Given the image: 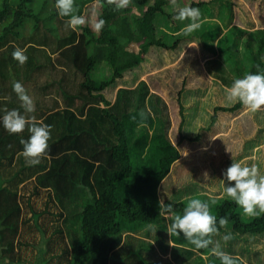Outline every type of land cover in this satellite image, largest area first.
I'll return each mask as SVG.
<instances>
[{"label":"trees","instance_id":"obj_1","mask_svg":"<svg viewBox=\"0 0 264 264\" xmlns=\"http://www.w3.org/2000/svg\"><path fill=\"white\" fill-rule=\"evenodd\" d=\"M52 1L0 4V109L23 113L12 88L19 81L35 104L28 115L51 127L47 155L28 166L20 141L30 133L10 134L0 122V264H173L199 253L209 254L208 264H221L211 246L197 250L182 233L171 236L170 221L159 215L158 188H177L180 152L170 105L183 116L185 91L206 90L211 76L232 86L247 73L264 74V25L254 29L251 18L252 39L240 52L244 30L233 24L231 0H219L208 19L205 7L213 2L177 0L178 7L201 10V27L189 36L180 33L190 21L174 19L170 0H131L122 10L106 0H75L79 15L99 3L97 18L106 21L99 33L87 24L67 27L69 18L50 8ZM133 42L139 52L128 49ZM17 47L26 50L23 66L12 58ZM241 106H217L211 124L219 111ZM141 111L150 114L146 121ZM31 184L23 209L19 190ZM41 195L43 206L36 208L33 196ZM164 200L181 215L188 203ZM210 210L217 225L228 219L213 237L221 249L243 264H264V214L246 216L231 198ZM29 221V232L41 233L33 258L22 253L29 243L20 227ZM149 223L156 234L145 230ZM228 232L233 239L225 243Z\"/></svg>","mask_w":264,"mask_h":264},{"label":"rangeland","instance_id":"obj_2","mask_svg":"<svg viewBox=\"0 0 264 264\" xmlns=\"http://www.w3.org/2000/svg\"><path fill=\"white\" fill-rule=\"evenodd\" d=\"M204 1L215 3H212L211 7H205L208 19L209 15L214 12L212 10L216 4L221 2L219 0ZM227 1L223 0L222 3ZM231 1L234 4L233 23L238 24L244 30L241 33V44L238 48L240 52H243L246 48L245 44L247 45L248 41L252 39L251 32L254 31L250 28L251 18L254 19L255 27L262 28L264 25V0ZM54 6L55 3L52 1L50 8ZM98 9L99 3L92 2L84 7L82 15L88 19L95 11L97 16ZM30 28L29 23L24 30L26 36L30 34ZM128 49L134 52L140 51L139 45L135 42L130 43ZM230 88L231 86L219 78L211 76L206 90L197 88L190 92L185 91L183 101L186 109L183 116L177 111L178 109H173V105L177 106L176 104L170 105L172 133L174 132L172 142L180 152V158L175 163L178 164V170L174 180H176L177 188L181 189L176 195L185 196H182L183 201L189 202L193 198H198L208 202L213 209L215 204L212 203V200L219 203L229 198L226 196L225 188L230 185L225 179L224 173L233 162L232 154L242 166L256 165L260 174L264 175V106L257 112H252L243 104L233 112L219 111L216 124H211L217 106L231 107L239 102L228 98L227 90ZM205 172L208 173L207 177H204ZM231 185L234 186V182H231ZM182 188H190L191 191ZM193 188L197 190L192 191ZM36 198H33L34 204L36 208H41L42 200ZM26 241L29 243V247L28 249L24 247L22 253L26 257L33 258L37 250L35 246L37 247L41 242V233L37 230L32 236L29 235ZM199 257L205 259L204 263L208 264L209 254L199 253ZM197 258L198 256L194 259Z\"/></svg>","mask_w":264,"mask_h":264},{"label":"clouds","instance_id":"obj_3","mask_svg":"<svg viewBox=\"0 0 264 264\" xmlns=\"http://www.w3.org/2000/svg\"><path fill=\"white\" fill-rule=\"evenodd\" d=\"M107 4L114 6L116 10L126 9L130 6L131 0H106ZM170 4L177 8V14L174 19L180 22L190 21L181 29V35L189 36L201 27V10L197 7L184 6L178 7L177 0H170ZM55 8L60 17H68L66 26L76 31L80 27L89 25L93 31L99 33L106 21L98 19L95 11L91 18L86 19L85 16L79 15L78 7L75 0H55ZM25 49L19 47L12 52V58L23 66L28 57ZM258 67V66H257ZM13 91L21 101L23 113L17 109L9 110L7 108L0 109L3 112L0 117L3 127L10 134L23 133L25 129L30 133L27 139H21L23 145L22 155L28 166H35L41 163L42 158L47 155L49 148L48 141L51 138V127L38 121L35 116L28 114L35 112V104L31 96L28 94L24 85L19 81H14L12 85ZM230 100L241 102L246 108L252 112L259 111L264 106V74L247 73L243 78L235 79L231 88L227 90ZM149 113L141 111L139 113L140 120L146 121ZM136 120V116H132ZM232 164L224 173L225 179L230 186H226V196L231 198L243 210V214L249 217H259L264 214V175L260 174L256 165L242 166L240 162L235 160L232 154ZM208 173H204L207 177ZM234 182V186L231 185ZM159 215L170 221L167 225V232L173 235L183 234L184 238L195 247V249H209L211 246V254L217 257L221 264H243L240 257L232 256L221 249L218 241H214L213 237L220 235V228L226 227L228 224L227 217H221L218 221L216 216L211 214L210 205L198 198L191 199L183 209V214H177L173 210L172 203H165L164 198L159 200ZM215 204V200H212ZM154 224H147L145 230L157 232ZM227 243L233 239L232 233L228 232L222 237Z\"/></svg>","mask_w":264,"mask_h":264},{"label":"crops","instance_id":"obj_4","mask_svg":"<svg viewBox=\"0 0 264 264\" xmlns=\"http://www.w3.org/2000/svg\"><path fill=\"white\" fill-rule=\"evenodd\" d=\"M238 16V15H237ZM239 17V16H238ZM234 24V23H233ZM236 24V23H235ZM254 29H257V27H254ZM253 29V30H254ZM252 30V29H251ZM20 167H21V165H19ZM26 170H27V168H26ZM31 180V179H30ZM3 185H5L6 183L4 182V183H2ZM32 187V184L29 186V188H20V190H19V193H20V197H19V199H18V202L20 203V206H21V208H25L24 207V201H25V198L27 197L26 195H29L30 194V192L31 191H33V188H31ZM181 188H158V191H157V193H158V196H159V198L161 199V198H170V199H172V200H174V201H178V200H181L182 201V198L183 197H185V196H183V195H176V194H178V192H179V190H180ZM182 189H184V190H186L187 189V191H191V189L190 188H182ZM197 189L196 188H193V190L192 191H196ZM183 196V197H182ZM33 198H35V196H33ZM38 198H40L42 201H41V203H42V205H43V199L42 198H44L42 195L41 196H37V198L36 199H38ZM46 199V198H45ZM24 216H25V214H24ZM28 226L29 227H26L25 228V225H21V227H20V231L21 232H23L24 231V233L25 234H27V237L29 238V235H33V233H31V232H29V228H30V225L32 224V222L31 221H29L28 223ZM27 226V225H26ZM39 231V230H38ZM40 232V231H39ZM27 238V239H28ZM62 238H66L65 236H61V235H58L57 236V239H58V241H61V239ZM63 240V239H62ZM171 244H173V243H171ZM58 248H60L59 246H57ZM157 250H158V252H159V255L160 256H163V257H169V258H171V253H168V254H164L161 250H159L158 248H157ZM199 256V255H198ZM197 257V256H196ZM195 256L194 257H191V258H186V260L185 261H183V262H178V261H173L174 263L173 264H195ZM200 261V260H199ZM111 264H112V262H111ZM201 264H205V263H201ZM206 264H207V262H206Z\"/></svg>","mask_w":264,"mask_h":264}]
</instances>
